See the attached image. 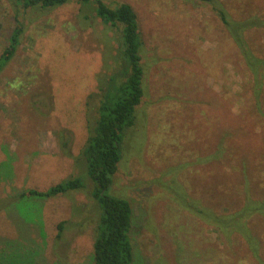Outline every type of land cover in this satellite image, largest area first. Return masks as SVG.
Instances as JSON below:
<instances>
[{"label":"rangeland","instance_id":"rangeland-1","mask_svg":"<svg viewBox=\"0 0 264 264\" xmlns=\"http://www.w3.org/2000/svg\"><path fill=\"white\" fill-rule=\"evenodd\" d=\"M103 1L129 3L141 37L143 95L105 190L130 202L132 264H261L240 234L225 236L184 204L196 210L192 200L200 199L199 207L217 214L235 210L245 176L254 192L264 193V76L254 78L247 69L209 2ZM216 2L232 19H258L244 37L252 54L264 59V0ZM17 8L24 23L20 41L9 60L0 59V264H90L93 225L71 226L98 217L85 193L90 180L79 153L96 115L98 84L104 72L119 70V35L96 16L83 23L75 1L24 11L0 0V54ZM226 130L229 159L202 162ZM62 135L68 151L59 147ZM242 152L249 161L245 175L238 164ZM70 176L86 187L44 199L14 197ZM60 221L66 228L56 239ZM246 223L264 261V216Z\"/></svg>","mask_w":264,"mask_h":264},{"label":"trees","instance_id":"trees-1","mask_svg":"<svg viewBox=\"0 0 264 264\" xmlns=\"http://www.w3.org/2000/svg\"><path fill=\"white\" fill-rule=\"evenodd\" d=\"M14 3L21 6L22 10L46 11L64 3L75 1L79 4V11L83 13L82 22L92 21L93 16L100 19L103 26L115 30L119 35V44L117 55L120 61L118 72H104L103 82L98 84L97 92L100 95L96 115L93 123L88 128V137L84 141L79 155L83 161L89 181L86 188V194L96 202L98 217L96 220L84 221L71 224V226H84L85 223H92V259L90 264H132L133 248L130 238L132 209L127 198L109 195L105 190L112 181V176L117 170V163L122 156L121 145L123 135L127 127L133 124V113L135 106L138 105L143 95L142 77L143 67L139 47L141 46V37L137 14L133 7L127 2H115L108 4L103 0H13ZM209 2L222 24L229 34L230 38L237 46L247 69H249L254 78L264 76V70L258 72V66L264 69V59L252 54L244 37V31L253 25L258 24V19L250 16L245 19L235 20L229 17L223 6L216 0H203ZM22 11L17 8L15 12V26L13 27L6 46L3 48L0 59L9 60L19 44V36L24 28V23L18 16ZM24 17V16H23ZM24 19V18H23ZM2 62V61H1ZM2 64H0V71ZM254 95L259 100L260 91L258 87L254 88ZM230 131V130H229ZM226 130L219 133L214 141V150L198 156L202 162H214L226 157L227 144L230 135ZM64 133V131L62 132ZM59 138V137H58ZM231 141V137H230ZM61 150L66 149L67 141L59 138ZM232 143V141H231ZM226 144V146H225ZM225 156V157H224ZM247 153L242 152L238 157L240 172L245 175L249 168ZM80 159V158H79ZM229 159V158H228ZM215 178L217 176L215 175ZM211 187L212 191L218 188ZM248 177H244V186L242 203L232 211H226L224 214H217L212 208L199 207V200H192L196 210L190 203L184 206L191 209L203 220L213 223L223 231L225 236L234 232L240 234L248 244L252 255L262 264L259 254V240L253 233L251 227L246 223L256 214L264 216V193L259 196L254 192L255 186L252 185ZM86 187L83 180L78 176H70L56 183L49 185L43 190L28 188L18 192L14 197L20 200H32L31 198H49L57 195H66L71 190H83ZM89 188V189H88ZM173 192V190H172ZM175 193V192H173ZM187 198V196L185 195ZM223 197H226L223 192ZM174 199L183 203L178 195ZM190 199V198H189ZM191 201V200H190ZM187 201H184L186 203ZM197 202V203H196ZM81 211V206H79ZM229 217V225L220 223L221 219ZM66 221H60L57 224L56 239H60L66 228Z\"/></svg>","mask_w":264,"mask_h":264}]
</instances>
